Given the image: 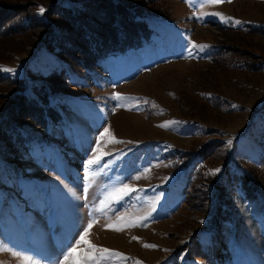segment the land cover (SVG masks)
<instances>
[{"label":"rangeland","instance_id":"1","mask_svg":"<svg viewBox=\"0 0 264 264\" xmlns=\"http://www.w3.org/2000/svg\"><path fill=\"white\" fill-rule=\"evenodd\" d=\"M8 2L39 3L43 19L52 4ZM153 3L162 15L144 16L139 46L58 57L39 38L28 51L0 42V72L27 99L46 74L66 79L52 120L0 139V264H56L93 220L88 239L127 257L102 264H264V0ZM244 26L261 33L236 35ZM106 128L121 142L101 139ZM98 143L110 154L88 165ZM124 184L137 190L113 201ZM118 217L135 226L107 227Z\"/></svg>","mask_w":264,"mask_h":264},{"label":"trees","instance_id":"2","mask_svg":"<svg viewBox=\"0 0 264 264\" xmlns=\"http://www.w3.org/2000/svg\"><path fill=\"white\" fill-rule=\"evenodd\" d=\"M24 1L31 3L33 0ZM61 1L63 0H49L52 4L45 11L46 17L43 19L36 15L35 9L39 3L33 6L28 4L30 7L26 8L25 5L14 4V1L0 0V42L12 41L14 46L21 47V49L24 47V51H28L36 44L35 39L39 38L42 40L41 45L54 49L58 57H63L61 53L74 57L75 52H82L88 48L93 52L100 50L105 54L114 49L116 41L118 48L122 45L135 47L147 42L150 28L144 16L162 15L159 10L161 6L153 3L155 0H147L149 4L146 0ZM127 7L132 10H126ZM30 8L32 10H29ZM119 17L126 19L120 21ZM234 30L236 35L240 32L242 34L261 33L257 27L251 26L237 27ZM31 33L35 34V37L26 45L24 40L32 37ZM3 50L5 49L0 51ZM42 79L46 82L39 83L38 88L32 85L31 89L35 97L28 98V100L24 94L25 83L21 78H11L0 72V94L2 96L0 99V105H2L0 107V139L4 143L11 144L10 141L13 139L27 140L29 136L33 137L31 131L35 126L44 125V118H47L46 121H49L48 118L52 120L49 115V112L53 113L54 109L51 100L59 93H63L60 91L65 89L66 79L62 72L48 73ZM52 80L55 81L52 82ZM220 144L209 143L198 153L204 154L208 150L213 152L210 147H219ZM202 157L205 158V156ZM250 170H255V168H250ZM241 178L239 180L241 186L245 188L250 186V182L243 180L242 176ZM254 179L256 180V173ZM186 194L187 191L184 196ZM209 195L210 192L203 193V203L209 202ZM200 198L201 196H198V202Z\"/></svg>","mask_w":264,"mask_h":264},{"label":"snow or ice","instance_id":"3","mask_svg":"<svg viewBox=\"0 0 264 264\" xmlns=\"http://www.w3.org/2000/svg\"><path fill=\"white\" fill-rule=\"evenodd\" d=\"M208 2L212 4H220V3H223L224 0H208ZM39 11L43 13L45 9L41 7ZM216 15H220V14L217 13ZM226 19L231 20L232 18H226ZM235 23L240 24L242 22L239 20H236ZM193 46L196 49L207 47V45H200L196 43H194ZM6 70L13 71V69H6ZM115 98L117 100H123V95L121 93H115ZM121 106L123 107L125 105L121 104ZM104 137H108V142H111V143L121 142V141H118L115 138V136L112 135L111 131L107 128L101 134V139H103ZM229 143H231V141H229ZM109 154L110 153L108 152L101 151L100 145L98 143L97 154H95L92 159H89L87 163L88 165L99 164L104 159V157ZM214 171L218 172L219 169H215ZM137 179H139V177H137ZM136 190L137 189L132 187L131 185L124 184L119 188L113 189L111 192L108 193V196L113 201L118 202L119 200L123 199V197L130 195ZM118 220L121 222H124L126 218L118 217ZM94 223H95V220L89 222L87 227L80 234L79 239L64 254L63 260L57 261L56 264H102V262L111 261L114 258L119 259V260L127 259L124 253L118 252L113 249H108V248L97 246L88 239L89 231L93 227ZM128 226H135V221L129 220L119 225H112V224L107 225V227L114 228L116 231H123L124 227H128ZM133 239H139V238L134 237ZM81 245H85L86 247L81 248L80 247ZM145 246L146 247H156V245H145ZM27 259L29 260V264H38V262H34L32 258L30 257ZM137 264H142V262H137Z\"/></svg>","mask_w":264,"mask_h":264}]
</instances>
